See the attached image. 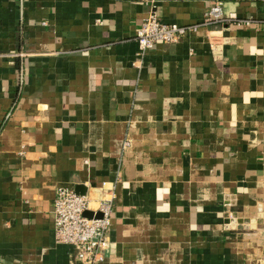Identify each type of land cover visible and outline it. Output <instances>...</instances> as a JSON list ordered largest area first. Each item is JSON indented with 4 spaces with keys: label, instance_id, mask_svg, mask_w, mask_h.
<instances>
[{
    "label": "crops",
    "instance_id": "1",
    "mask_svg": "<svg viewBox=\"0 0 264 264\" xmlns=\"http://www.w3.org/2000/svg\"><path fill=\"white\" fill-rule=\"evenodd\" d=\"M59 186L114 195L101 264H264V0H0V264H85Z\"/></svg>",
    "mask_w": 264,
    "mask_h": 264
},
{
    "label": "built area",
    "instance_id": "2",
    "mask_svg": "<svg viewBox=\"0 0 264 264\" xmlns=\"http://www.w3.org/2000/svg\"><path fill=\"white\" fill-rule=\"evenodd\" d=\"M146 1L153 3L154 0ZM224 19L221 2L206 11L202 23L188 26L161 21L153 11L141 22L137 31L138 55L142 58L158 43L177 42L200 25L206 26ZM114 200V195L105 196L93 208L87 195L69 186H59L54 199L56 241L74 246L76 257L85 264L103 263L111 247L108 233ZM87 211H91L92 215H85Z\"/></svg>",
    "mask_w": 264,
    "mask_h": 264
},
{
    "label": "water",
    "instance_id": "3",
    "mask_svg": "<svg viewBox=\"0 0 264 264\" xmlns=\"http://www.w3.org/2000/svg\"><path fill=\"white\" fill-rule=\"evenodd\" d=\"M81 188V187H80ZM77 192H81L80 190H77ZM82 193V192H81ZM85 215H87V216H91L92 215V212L91 211H87L86 213H85ZM98 216H100V214H98Z\"/></svg>",
    "mask_w": 264,
    "mask_h": 264
}]
</instances>
